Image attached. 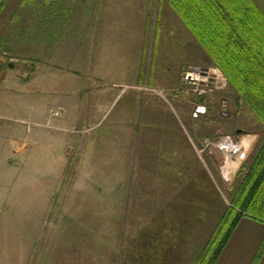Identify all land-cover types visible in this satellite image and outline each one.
I'll return each mask as SVG.
<instances>
[{
    "label": "crops",
    "instance_id": "0c3cea01",
    "mask_svg": "<svg viewBox=\"0 0 264 264\" xmlns=\"http://www.w3.org/2000/svg\"><path fill=\"white\" fill-rule=\"evenodd\" d=\"M147 3L141 1L144 18L137 21V31L118 35L128 38L129 50L134 45L129 61L127 52L109 51L111 24L94 16L81 23L70 44L59 42L56 53L44 59L42 110L27 114L28 120L40 118L43 128L28 129L25 135L41 159L43 212H0V242L11 232L12 250L19 251L14 264H19L21 250L22 264H178V234L194 232V212H212L218 203L224 212L221 193L193 139L224 134L216 111L226 89L200 97L208 111L192 116L196 97L182 89V74L216 66L188 28L189 34L180 36L191 50L194 39L201 47L199 63L175 75L155 58L147 66ZM255 3L264 11V0ZM54 110L60 113L55 116ZM204 122L208 124L199 129ZM238 139L249 149L255 138L244 134ZM203 153L218 168L223 156ZM7 162L11 169L16 166ZM236 167L220 173L225 177ZM262 240L264 220L244 216L215 264H253ZM189 244L181 247L192 248L194 242ZM256 264H264V254Z\"/></svg>",
    "mask_w": 264,
    "mask_h": 264
},
{
    "label": "rangeland",
    "instance_id": "374dc122",
    "mask_svg": "<svg viewBox=\"0 0 264 264\" xmlns=\"http://www.w3.org/2000/svg\"><path fill=\"white\" fill-rule=\"evenodd\" d=\"M141 1H3L0 7V212H43L42 191L41 185H39V174L43 172L39 162L41 159L37 158L38 149L30 148L25 135L28 129L38 128L42 130L41 127L43 128L40 125L42 122L40 118L33 120L31 117L28 120L27 114H32L37 109L41 113L42 110L41 73L45 68L44 59L48 55L56 53L59 42L60 44H70L74 34L77 33L76 29L83 27L82 24L86 21L85 19L94 16V19L97 20L105 18L106 22L111 24L109 51L127 52L126 61H129V57L133 54L134 45L129 50L128 47H125L128 46V38L121 35L120 40L118 35L120 32L125 34L137 31V21L144 18L141 16L142 9H144L141 6ZM146 7H148V16L144 20H146L145 61L147 66L152 64L155 58L159 60L161 68L171 67L170 75H175L183 67L199 63L203 50L195 39L193 50H191L189 43L186 44L188 41L180 36L185 37L189 34L187 27L167 1L149 0ZM100 25L101 27L104 26V21H101ZM130 41L134 42L133 40ZM118 42L120 43L119 49ZM10 63L13 64L12 68L9 67ZM213 65H215L214 62ZM54 77L56 79L57 75ZM46 78L48 79V77ZM4 82H7L9 86L3 87ZM164 96L169 97L167 92H164ZM223 99L227 101H224L225 104L222 103ZM218 100L217 108L220 111L218 113L216 111V118L220 120L219 124L223 129V135H234V139L237 141L244 134L254 135L255 138L250 148L245 149L244 159L238 162L231 176L226 173L225 177L221 175L220 163L222 160L220 158L221 162L219 161L217 168L210 158L211 156L206 157L205 153H199L195 149L207 165V172L219 189L223 204L228 207L230 205L229 199L237 190L245 174L243 171L237 176L236 172L243 162L247 165L251 163L256 151L264 141V126L257 120L245 100L231 87H227L225 92L220 94ZM51 112H57L54 114L55 116L60 113L59 110ZM219 113L221 114L219 115ZM209 115L212 116V111L208 113ZM206 124L208 123H199V129H204ZM236 130L241 131L234 134ZM218 134L222 135V133ZM200 138L202 137L195 136L193 141L196 142ZM9 160L16 164L13 169L7 162ZM29 164L30 166L33 164L35 168L30 167L29 170L27 168ZM51 177L52 175H50ZM33 195L35 197H32ZM211 199H213L212 196ZM212 207L215 208L212 212H194L195 220H193L196 226L194 232H190V229L187 230L188 232L186 230L179 232L178 264H193L197 254L201 251L199 245H203L210 237L223 213L221 212V203L214 204ZM208 227L209 232H205ZM4 235L7 239L0 242V262L4 258L8 261L5 264H14V257L19 252L17 250L18 252L15 254V251L12 250L10 240L14 235L11 232ZM191 241L194 242L192 248L181 247L191 246L192 244H189ZM21 252L22 250L17 257L19 264H22Z\"/></svg>",
    "mask_w": 264,
    "mask_h": 264
},
{
    "label": "trees",
    "instance_id": "16d2710c",
    "mask_svg": "<svg viewBox=\"0 0 264 264\" xmlns=\"http://www.w3.org/2000/svg\"><path fill=\"white\" fill-rule=\"evenodd\" d=\"M4 0H0V7ZM264 126V11L255 0H165ZM193 264H215L244 216L264 220V141ZM264 254V240L254 258Z\"/></svg>",
    "mask_w": 264,
    "mask_h": 264
},
{
    "label": "built area",
    "instance_id": "2783aa9c",
    "mask_svg": "<svg viewBox=\"0 0 264 264\" xmlns=\"http://www.w3.org/2000/svg\"><path fill=\"white\" fill-rule=\"evenodd\" d=\"M182 80L185 89H189L196 97L191 112L194 118L207 113L208 108L200 100V97L206 96L211 89L223 91L227 87V81L217 67L186 69L182 74ZM53 114H57V112ZM193 144L199 153L204 151L209 153L219 152L223 156L221 169H225L228 158L240 162L246 155L245 148L231 135L216 134L210 137H202L196 142L193 141Z\"/></svg>",
    "mask_w": 264,
    "mask_h": 264
},
{
    "label": "bare ground",
    "instance_id": "6f19581e",
    "mask_svg": "<svg viewBox=\"0 0 264 264\" xmlns=\"http://www.w3.org/2000/svg\"><path fill=\"white\" fill-rule=\"evenodd\" d=\"M232 164H235V165H237L238 164V161H235V162H233V163H230L229 165H228V163L226 164V170H228V167H230ZM235 170V169H234ZM234 170H232V171H226V174L227 175H229V176H231L232 175V173L234 172Z\"/></svg>",
    "mask_w": 264,
    "mask_h": 264
},
{
    "label": "water",
    "instance_id": "95a60500",
    "mask_svg": "<svg viewBox=\"0 0 264 264\" xmlns=\"http://www.w3.org/2000/svg\"><path fill=\"white\" fill-rule=\"evenodd\" d=\"M9 67L12 68V67H13V64L10 63V64H9ZM240 131H241V130H237L238 133H239Z\"/></svg>",
    "mask_w": 264,
    "mask_h": 264
}]
</instances>
